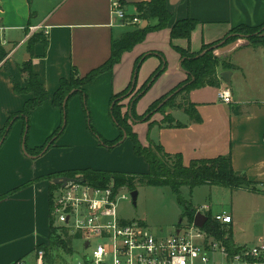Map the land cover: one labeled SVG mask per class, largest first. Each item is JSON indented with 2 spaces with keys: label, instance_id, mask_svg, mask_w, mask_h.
<instances>
[{
  "label": "crops",
  "instance_id": "crops-1",
  "mask_svg": "<svg viewBox=\"0 0 264 264\" xmlns=\"http://www.w3.org/2000/svg\"><path fill=\"white\" fill-rule=\"evenodd\" d=\"M143 1L149 0H0V37L8 52L0 63V130L9 114L21 111L32 97L14 90V81L25 85L26 73L21 70L24 62H32L34 71L52 96L61 79L70 77L73 67L83 75L99 67L110 58L112 41L135 29V24L112 14V3L119 2L127 17L132 18L138 14L137 3ZM167 4L172 13L170 25L149 32L142 42L125 51L111 70L100 74L86 87L94 126L108 140L120 134L110 115L111 98L131 83L136 61L142 55L160 53L151 54L142 62L137 75L138 89L163 60L166 70L138 101L140 115L187 79L177 48L198 53L204 44L223 39L238 25L264 23V0H167ZM188 17L198 21L190 40H172L171 27ZM146 21L147 25L158 22L157 19ZM32 26H42V29L32 32ZM34 33L47 36L48 44L36 42L30 47L29 39ZM214 53L234 68H219L220 85H207L190 92V102L202 117L201 122L191 121L184 108H174L172 115L186 126L152 125L151 122L160 123L164 119L157 112L150 121L133 123V129L144 145H149L150 137L168 153L181 154L185 165L195 159L230 154L234 169L245 172L264 189V94H261L264 47L239 38ZM255 55L260 63L256 74L251 67ZM226 70L232 71L229 87L233 99L228 104L218 97L219 89L228 86L221 77ZM247 86L253 94L245 93ZM69 105L66 130L41 155L33 156L24 150L23 120L14 123L0 148V196L12 192L0 199V264H14L18 260L35 264L38 246L49 243L52 180L46 176L85 168L127 173L149 171L147 161L135 154L130 138L110 151L89 132L81 96H74ZM235 108L238 113L234 112ZM61 123L62 112L50 98L31 113L28 146L31 149L42 146ZM235 191L264 197L248 190ZM234 210L232 206V212H227L233 217L230 227L238 247L264 239V217L250 218L244 223Z\"/></svg>",
  "mask_w": 264,
  "mask_h": 264
},
{
  "label": "trees",
  "instance_id": "trees-1",
  "mask_svg": "<svg viewBox=\"0 0 264 264\" xmlns=\"http://www.w3.org/2000/svg\"><path fill=\"white\" fill-rule=\"evenodd\" d=\"M136 6L138 14L135 17H139L143 21L157 19V24H149L146 27L135 24V29L125 32L121 37L112 41V54L105 63L84 75L76 67H73L70 77L61 79L58 89L52 96L45 89L39 75L34 71L32 62L26 61L22 64L21 70L26 73L25 85L14 81V90L18 94H32V97L25 102L21 111L9 114L5 126L0 130V148L10 135L14 123L17 120H23L25 124L23 133L25 151L33 156H39L44 153L48 148L54 146L58 137L66 130L69 123V103L74 96L79 95L83 100L88 120V129L100 140L101 144L109 149H113L123 142L126 133L133 143L135 154L147 161L149 171L145 173H127L85 168L53 173L45 177L52 180L50 184L51 193L58 186L54 182L55 178L63 176L70 178L81 176L88 183L102 188L114 183L117 188L126 187L131 191L137 190L139 185L168 186L176 194L179 204L184 207L183 214L188 217L189 222L194 221L197 209L182 195V187L184 186L189 187L191 190L201 185L222 186L230 190H248L264 194V189H262L260 183L251 181L245 172L234 169L230 154L214 158L195 159L189 165H185L181 154L168 153L162 144L156 143L150 137L148 138L149 145H144L132 125L135 122L150 121L155 113L162 112L164 114L162 122H151L152 125L159 124L162 126L166 124L169 127L186 126L178 122L173 115L165 113V108L173 106L175 98L181 94L184 101L183 104H180L179 109L184 108L191 121L201 122L202 117L195 105L190 102V92L195 88L207 85H220L219 68H234L233 64L216 56L214 50L234 42L240 37L248 38L251 43L264 47V23L259 26L238 25L223 39L212 44H204L202 50L198 53H194L190 49L177 48L182 56V68L188 74L187 79L169 93L154 101L147 112L140 115L136 110L138 101L166 70V63L163 60L162 64L153 72L148 81L138 89L137 75L142 62L151 54L160 55V53L142 55L136 61L131 83L124 91L114 94L111 98L110 115L120 131L118 138L108 140L96 130L88 105L87 85L92 83L103 72L111 70L121 60L122 54L142 42L149 32L167 28L172 20V13L168 8L167 0L143 1L137 3ZM197 23L198 21L191 17L177 21L171 27L172 40L175 38L190 40L192 31ZM36 42H43L47 45L48 37L42 36L41 33H34L30 37L28 45L31 47ZM222 42L223 44L220 45ZM7 55L8 52L2 45L0 37V63ZM170 95L169 101L164 106H160L161 102ZM50 98L53 105L58 107L62 112V123L42 146L31 149L28 146L31 113ZM234 112L238 113L239 111L235 108ZM10 194L12 192L0 196V199L8 197ZM207 215L209 216V220L204 230L215 240L221 242L231 253L238 251L240 247L234 242L230 224H222L215 220L210 211ZM78 238L79 234L71 233L65 227L56 226L51 216L49 243L38 246L39 250H44L45 252L44 264H72L75 254L74 241Z\"/></svg>",
  "mask_w": 264,
  "mask_h": 264
},
{
  "label": "built area",
  "instance_id": "built-area-1",
  "mask_svg": "<svg viewBox=\"0 0 264 264\" xmlns=\"http://www.w3.org/2000/svg\"><path fill=\"white\" fill-rule=\"evenodd\" d=\"M112 14L129 24L143 23L139 17L128 18L119 2L112 3ZM39 29L42 26L30 27L32 32ZM218 97L231 103L230 87L219 89ZM57 184L50 197L54 224L79 234L86 249L72 264H264V239L231 253L194 221L180 224L173 234L159 236L144 221L120 216L119 205L129 198L128 188H117L114 183L97 187L81 176ZM209 211L207 205L197 210L206 215ZM213 217L222 224L233 222L225 210ZM44 254L37 250L35 264H44ZM14 264L28 263L18 260Z\"/></svg>",
  "mask_w": 264,
  "mask_h": 264
},
{
  "label": "rangeland",
  "instance_id": "rangeland-1",
  "mask_svg": "<svg viewBox=\"0 0 264 264\" xmlns=\"http://www.w3.org/2000/svg\"><path fill=\"white\" fill-rule=\"evenodd\" d=\"M244 39L249 41L248 38ZM250 44L263 47L262 45H256L251 42ZM258 60V55H255V57L251 60L252 72L254 74H256L259 70L258 67L260 63ZM260 82L261 84L263 83V81ZM247 87L244 88L246 90L245 93L247 92L249 94H253V91L250 89L251 87ZM255 94H257V92H255ZM261 94H264V91H261ZM181 95H178L175 98L173 106H168L165 108L166 114L172 115V109H179L180 104H183L184 100L182 99ZM170 97L171 95L165 98L161 102L160 106H164V104L169 101ZM82 107L84 110L83 105ZM84 114L86 116L85 110ZM86 121L88 125L87 118ZM89 132L91 133L90 130ZM113 150L114 148L110 151ZM137 190L138 196L136 200H134L132 197V191L128 189L126 193L129 195V198L120 202L119 214L122 218L127 220H143L151 228V230L156 232L159 236H168L173 234L180 224L183 226L189 222L188 217L183 214L184 207L179 204L176 194L170 187L139 185ZM182 195L186 200L190 201L197 210H200L203 205H207L211 210L210 212L212 215L224 210L232 212V206H234V214H238L244 223L245 221L247 223V220L250 218L254 220V218L264 217V197L261 195L257 196L247 192L245 193L241 191L230 190L229 188L222 186L210 185L197 186L193 188V190L187 186H184L182 187ZM203 212H205V210H203ZM235 236L237 237L236 234ZM74 250L75 254L73 262H77L86 250L83 240L76 239L74 241Z\"/></svg>",
  "mask_w": 264,
  "mask_h": 264
},
{
  "label": "water",
  "instance_id": "water-1",
  "mask_svg": "<svg viewBox=\"0 0 264 264\" xmlns=\"http://www.w3.org/2000/svg\"><path fill=\"white\" fill-rule=\"evenodd\" d=\"M147 23H148V22L145 20V21H143V23H142L141 26H142V27H146V26H147ZM223 42H224V41H223ZM223 42L220 43V45H222ZM231 76H232V71H231V70H226V71H223V72L221 73V77H222V79L224 80V82H225L228 86H230V85L232 84ZM127 138H128V136H127V134L125 133L123 141H124L125 139H127ZM23 148H24V145H23ZM24 150H25V149H24ZM68 179H69V177H67V176L57 177V178H55L54 182H55V183H60L61 180H62V181L65 183ZM137 196H138V190L132 191V197H133L134 200H136ZM208 220H209V216L206 215V214H204V213H202V212H197V213L195 214V217H194V223H195L196 226H198V227H200V228H203V227L206 225V223L208 222ZM86 245H88V243H87Z\"/></svg>",
  "mask_w": 264,
  "mask_h": 264
}]
</instances>
